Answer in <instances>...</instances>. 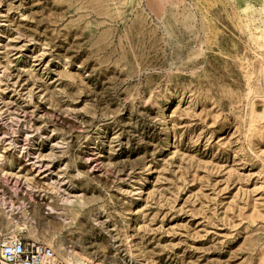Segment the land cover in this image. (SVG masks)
Instances as JSON below:
<instances>
[{"label": "rangeland", "instance_id": "rangeland-1", "mask_svg": "<svg viewBox=\"0 0 264 264\" xmlns=\"http://www.w3.org/2000/svg\"><path fill=\"white\" fill-rule=\"evenodd\" d=\"M61 264H264V0H0V237Z\"/></svg>", "mask_w": 264, "mask_h": 264}, {"label": "built area", "instance_id": "built-area-1", "mask_svg": "<svg viewBox=\"0 0 264 264\" xmlns=\"http://www.w3.org/2000/svg\"><path fill=\"white\" fill-rule=\"evenodd\" d=\"M0 264H61L56 249L23 234L0 237Z\"/></svg>", "mask_w": 264, "mask_h": 264}]
</instances>
